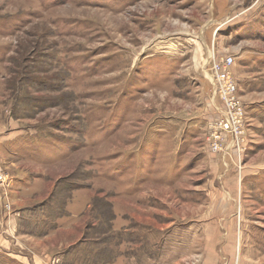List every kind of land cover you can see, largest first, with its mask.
<instances>
[{"label": "rangeland", "instance_id": "obj_1", "mask_svg": "<svg viewBox=\"0 0 264 264\" xmlns=\"http://www.w3.org/2000/svg\"><path fill=\"white\" fill-rule=\"evenodd\" d=\"M0 176V264H264V0H0Z\"/></svg>", "mask_w": 264, "mask_h": 264}, {"label": "built area", "instance_id": "obj_2", "mask_svg": "<svg viewBox=\"0 0 264 264\" xmlns=\"http://www.w3.org/2000/svg\"><path fill=\"white\" fill-rule=\"evenodd\" d=\"M234 63L232 57L225 58L221 62H214L212 67V75L215 76L218 83V91L223 94L226 110L222 113V120L220 121L221 126L228 132L242 133L244 109L236 101L234 94L235 84L230 80L228 68ZM0 179L2 177L0 176Z\"/></svg>", "mask_w": 264, "mask_h": 264}, {"label": "crops", "instance_id": "obj_3", "mask_svg": "<svg viewBox=\"0 0 264 264\" xmlns=\"http://www.w3.org/2000/svg\"><path fill=\"white\" fill-rule=\"evenodd\" d=\"M13 138L9 139V140H5L4 142H2L3 144L8 143L10 140H12ZM14 154V153H13Z\"/></svg>", "mask_w": 264, "mask_h": 264}]
</instances>
